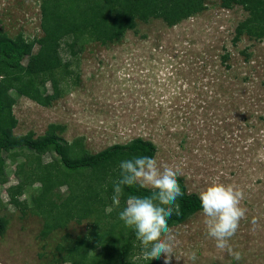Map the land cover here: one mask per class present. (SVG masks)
<instances>
[{
	"label": "rangeland",
	"instance_id": "obj_1",
	"mask_svg": "<svg viewBox=\"0 0 264 264\" xmlns=\"http://www.w3.org/2000/svg\"><path fill=\"white\" fill-rule=\"evenodd\" d=\"M41 2L0 0L1 30L11 38H41ZM207 5L174 27L150 19L118 43L102 46L88 40L76 57L63 43L62 57L72 67L62 97L43 107L12 91L18 120L14 133L41 137L51 124L62 125V139H83L93 154L142 138L156 145L159 164L180 165L178 177L189 194L200 197L213 183L237 186L247 213L229 244L240 260L216 248L201 211L171 228L172 256L162 254L157 263L264 264V39L243 36L235 43L236 28L248 13L239 6L227 10L219 0ZM28 154L7 157L0 172V216L8 220L0 264H56L57 247L84 236L91 222L72 221L46 240L41 237L44 219L32 211L41 184L19 198L29 204L25 211L9 195ZM53 160L51 154L43 157L44 164ZM56 193L61 201L69 195L66 187Z\"/></svg>",
	"mask_w": 264,
	"mask_h": 264
},
{
	"label": "trees",
	"instance_id": "obj_2",
	"mask_svg": "<svg viewBox=\"0 0 264 264\" xmlns=\"http://www.w3.org/2000/svg\"><path fill=\"white\" fill-rule=\"evenodd\" d=\"M207 1L42 0L44 35L41 38L29 40L23 34L11 38L0 28V172L6 167L7 157L14 158L19 151L31 153L27 155L28 162L17 168L19 184L9 190L10 201L25 211L29 204L19 198L28 187L41 184L32 197V211L44 219L41 231L44 240L72 221L79 224L87 219L91 221L84 236L68 247H57L56 264H158L157 259H144L134 229L119 217L128 196L149 195L151 190L139 185L124 186L125 200L119 206L112 200L113 184L120 177V162L137 156L155 159L157 147L149 140L136 138L93 154L83 139L73 142L62 139L59 133L65 127L57 124H51L41 137H36L34 132L16 136L18 120L12 91L40 106L51 107L63 95L64 79L71 76L72 62L62 57L63 43H67L69 53L76 57L84 50L86 41L102 46L118 43L127 32L136 31L139 22L161 19L174 27L206 11ZM219 1L227 10L239 6L248 13L236 28L235 43L243 36L264 39V0ZM223 58L225 62L229 55ZM47 154L54 160L44 164L43 157ZM177 179L184 195L178 199L181 214L168 219L170 229L202 211L200 197L189 194L184 180ZM62 187L68 189L69 195L61 201L56 190ZM7 227L8 220L0 216V239Z\"/></svg>",
	"mask_w": 264,
	"mask_h": 264
},
{
	"label": "clouds",
	"instance_id": "obj_3",
	"mask_svg": "<svg viewBox=\"0 0 264 264\" xmlns=\"http://www.w3.org/2000/svg\"><path fill=\"white\" fill-rule=\"evenodd\" d=\"M119 167L120 177L113 184L112 195L116 206L121 203L124 186L139 185L151 190L149 195L128 196L126 206L119 213L120 219L134 229L136 239L141 242L144 259L153 260L162 254L170 259L173 236L168 219L181 214L178 199L184 195L177 179L182 171L180 165H162L152 157L137 156L121 161ZM243 200V190L231 184L213 183L200 193L208 236L215 240L217 249H227L237 261L241 255L232 251L229 241L246 216ZM192 259L195 261V253Z\"/></svg>",
	"mask_w": 264,
	"mask_h": 264
}]
</instances>
